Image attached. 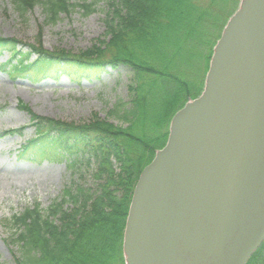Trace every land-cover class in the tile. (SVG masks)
<instances>
[{
  "label": "trees",
  "instance_id": "16d2710c",
  "mask_svg": "<svg viewBox=\"0 0 264 264\" xmlns=\"http://www.w3.org/2000/svg\"><path fill=\"white\" fill-rule=\"evenodd\" d=\"M12 1L22 15L37 0ZM239 2L102 0L104 38L79 56L40 46L23 53L14 37H0V52L13 58L5 64L9 76L36 82L66 73L91 80L108 66H124L129 73L128 100L116 101L107 112L115 124L96 113L82 123L46 118L18 103L35 132L21 144L20 156L39 163L63 160L74 172L89 154L96 161L97 185H65L47 206L33 202L12 215L18 248L13 264H124L122 233L136 179L164 144L174 112L201 93L213 45ZM42 3L55 22L69 6L88 14L96 1ZM247 264H264V241Z\"/></svg>",
  "mask_w": 264,
  "mask_h": 264
},
{
  "label": "water",
  "instance_id": "95a60500",
  "mask_svg": "<svg viewBox=\"0 0 264 264\" xmlns=\"http://www.w3.org/2000/svg\"><path fill=\"white\" fill-rule=\"evenodd\" d=\"M225 24L133 188L125 264H246L264 239V0Z\"/></svg>",
  "mask_w": 264,
  "mask_h": 264
},
{
  "label": "rangeland",
  "instance_id": "374dc122",
  "mask_svg": "<svg viewBox=\"0 0 264 264\" xmlns=\"http://www.w3.org/2000/svg\"><path fill=\"white\" fill-rule=\"evenodd\" d=\"M90 0H70L77 4ZM95 10L86 14L80 7L69 6L55 22L47 19V11L37 0L22 15L12 0H0V37L18 41L25 53L40 46L45 51H63L77 55L104 38L102 0H95ZM230 2V0H228ZM35 56L29 57L34 60ZM11 62L6 50L0 52V264H13V251L18 253L13 233L17 228L12 215L19 214L33 202L47 206L59 197L65 185L96 188V161L89 154L81 158L74 172L65 161L28 160L19 154L20 145L34 135L29 114L18 106L20 100L36 115L67 122H87L93 113L118 123L107 112L118 100H128L129 73L123 66L106 67L98 78H75L61 73L36 82L18 75H8ZM13 62V61H12ZM4 64V65H2ZM21 127L19 134L10 132Z\"/></svg>",
  "mask_w": 264,
  "mask_h": 264
}]
</instances>
